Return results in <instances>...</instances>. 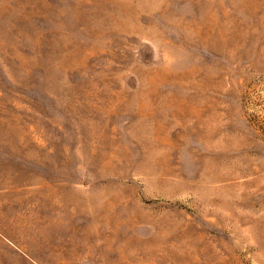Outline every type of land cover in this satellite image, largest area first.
I'll return each mask as SVG.
<instances>
[{
	"label": "rangeland",
	"instance_id": "rangeland-1",
	"mask_svg": "<svg viewBox=\"0 0 264 264\" xmlns=\"http://www.w3.org/2000/svg\"><path fill=\"white\" fill-rule=\"evenodd\" d=\"M0 264H264V0H0Z\"/></svg>",
	"mask_w": 264,
	"mask_h": 264
}]
</instances>
